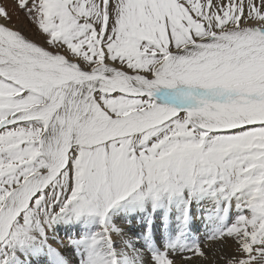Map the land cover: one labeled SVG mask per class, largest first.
Masks as SVG:
<instances>
[{"label":"snow or ice","instance_id":"1","mask_svg":"<svg viewBox=\"0 0 264 264\" xmlns=\"http://www.w3.org/2000/svg\"><path fill=\"white\" fill-rule=\"evenodd\" d=\"M210 254L264 264V0H0V264Z\"/></svg>","mask_w":264,"mask_h":264},{"label":"bare ground","instance_id":"2","mask_svg":"<svg viewBox=\"0 0 264 264\" xmlns=\"http://www.w3.org/2000/svg\"><path fill=\"white\" fill-rule=\"evenodd\" d=\"M16 26L22 30L25 31L26 34L28 35H33L35 32V29L33 28L32 25H30L27 21V19L23 16V14H20V19L15 21ZM197 224L199 226V232L198 235L200 236V238L203 240L204 239V234L206 232L204 223L199 219V217L197 218Z\"/></svg>","mask_w":264,"mask_h":264},{"label":"rangeland","instance_id":"3","mask_svg":"<svg viewBox=\"0 0 264 264\" xmlns=\"http://www.w3.org/2000/svg\"><path fill=\"white\" fill-rule=\"evenodd\" d=\"M195 264H213L212 258H211V254H210V258L208 261H196Z\"/></svg>","mask_w":264,"mask_h":264}]
</instances>
